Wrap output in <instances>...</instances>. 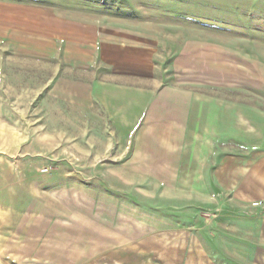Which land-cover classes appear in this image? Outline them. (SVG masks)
<instances>
[{
	"label": "rangeland",
	"instance_id": "obj_1",
	"mask_svg": "<svg viewBox=\"0 0 264 264\" xmlns=\"http://www.w3.org/2000/svg\"><path fill=\"white\" fill-rule=\"evenodd\" d=\"M0 199V264H264V0H0Z\"/></svg>",
	"mask_w": 264,
	"mask_h": 264
},
{
	"label": "crops",
	"instance_id": "obj_2",
	"mask_svg": "<svg viewBox=\"0 0 264 264\" xmlns=\"http://www.w3.org/2000/svg\"><path fill=\"white\" fill-rule=\"evenodd\" d=\"M15 233L27 239V204L23 208H16L0 199V253H16L17 247L27 252V241L23 244L16 242Z\"/></svg>",
	"mask_w": 264,
	"mask_h": 264
}]
</instances>
